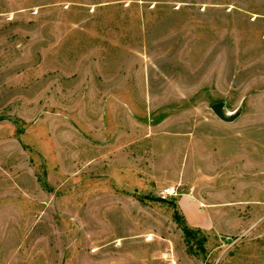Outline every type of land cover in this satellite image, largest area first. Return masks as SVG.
<instances>
[{
    "label": "rangeland",
    "instance_id": "1",
    "mask_svg": "<svg viewBox=\"0 0 264 264\" xmlns=\"http://www.w3.org/2000/svg\"><path fill=\"white\" fill-rule=\"evenodd\" d=\"M0 264H264V0H0Z\"/></svg>",
    "mask_w": 264,
    "mask_h": 264
},
{
    "label": "crops",
    "instance_id": "2",
    "mask_svg": "<svg viewBox=\"0 0 264 264\" xmlns=\"http://www.w3.org/2000/svg\"><path fill=\"white\" fill-rule=\"evenodd\" d=\"M178 206L181 211V214L184 216L186 222L191 227L195 226V227L204 228L208 225L209 219H208L207 213H203V214L199 213L201 206L199 205V202L196 201V199L193 196L189 194L181 195L180 198L178 199ZM191 208L195 209V211H197L202 218L195 220L193 217L194 219L193 221L192 219L188 218L189 216L187 215V213L189 212Z\"/></svg>",
    "mask_w": 264,
    "mask_h": 264
},
{
    "label": "water",
    "instance_id": "3",
    "mask_svg": "<svg viewBox=\"0 0 264 264\" xmlns=\"http://www.w3.org/2000/svg\"><path fill=\"white\" fill-rule=\"evenodd\" d=\"M213 112L223 121L225 122H232L237 116L238 113L233 115H228L225 112V103L224 102H217L211 106Z\"/></svg>",
    "mask_w": 264,
    "mask_h": 264
},
{
    "label": "built area",
    "instance_id": "4",
    "mask_svg": "<svg viewBox=\"0 0 264 264\" xmlns=\"http://www.w3.org/2000/svg\"><path fill=\"white\" fill-rule=\"evenodd\" d=\"M178 196V188L176 186H166L159 192V197L162 199H168Z\"/></svg>",
    "mask_w": 264,
    "mask_h": 264
},
{
    "label": "trees",
    "instance_id": "5",
    "mask_svg": "<svg viewBox=\"0 0 264 264\" xmlns=\"http://www.w3.org/2000/svg\"><path fill=\"white\" fill-rule=\"evenodd\" d=\"M163 201V200H162ZM165 201V200H164ZM171 203V205H174V202H170ZM175 218L177 219V220H182L183 222L185 221V223H184V231L186 232V233H188V234H191L192 232H191V228H190V226L188 225V223L186 222V220H185V218H184V216L183 215H180L179 213H175Z\"/></svg>",
    "mask_w": 264,
    "mask_h": 264
}]
</instances>
